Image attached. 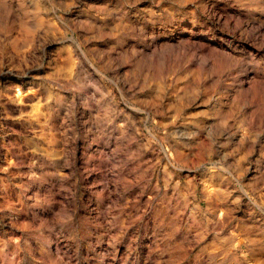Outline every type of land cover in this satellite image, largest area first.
Segmentation results:
<instances>
[{
  "label": "rangeland",
  "instance_id": "1",
  "mask_svg": "<svg viewBox=\"0 0 264 264\" xmlns=\"http://www.w3.org/2000/svg\"><path fill=\"white\" fill-rule=\"evenodd\" d=\"M0 264H264V0H0Z\"/></svg>",
  "mask_w": 264,
  "mask_h": 264
},
{
  "label": "bare ground",
  "instance_id": "2",
  "mask_svg": "<svg viewBox=\"0 0 264 264\" xmlns=\"http://www.w3.org/2000/svg\"><path fill=\"white\" fill-rule=\"evenodd\" d=\"M155 51V50H154Z\"/></svg>",
  "mask_w": 264,
  "mask_h": 264
}]
</instances>
